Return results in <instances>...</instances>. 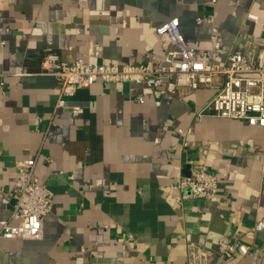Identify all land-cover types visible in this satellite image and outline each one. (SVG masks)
<instances>
[{"label": "crops", "instance_id": "obj_1", "mask_svg": "<svg viewBox=\"0 0 264 264\" xmlns=\"http://www.w3.org/2000/svg\"><path fill=\"white\" fill-rule=\"evenodd\" d=\"M250 14L264 20V0H0V221L13 209L18 161L37 155L36 174L54 192L43 236L0 237V264H187L189 242L216 249L223 235L250 251L214 264H264V231L246 234L264 216V127L197 119L214 94L207 85L162 94L98 79L57 109L56 79L40 72L50 50L69 61L162 64L157 28L175 17L194 48H212L215 25L223 63L264 41ZM195 162L218 174L215 198L183 199L174 188Z\"/></svg>", "mask_w": 264, "mask_h": 264}, {"label": "built area", "instance_id": "obj_2", "mask_svg": "<svg viewBox=\"0 0 264 264\" xmlns=\"http://www.w3.org/2000/svg\"><path fill=\"white\" fill-rule=\"evenodd\" d=\"M264 30V20L249 15ZM214 23L212 17L199 18L198 22ZM157 34L164 51L162 64L152 60L137 65H112L94 63L80 56L65 60L55 51L45 53L41 73L56 79L57 109L67 106V99L89 87L98 79L107 82H145L162 94L183 90H197L207 85L214 90L209 102L197 113L196 118L212 115L241 119L252 126L264 127V41H252L246 47L231 50L225 62L218 60L222 52L223 37L213 25L210 49L188 45L180 30L179 18L161 24ZM173 46L175 50L171 47ZM176 51L179 58L176 57ZM2 72L0 70V76ZM72 111L82 112L83 107L71 106ZM38 156L34 155L15 164L17 180L9 190L14 201L10 218L0 221V237L38 239L43 236L44 217L51 211L54 192L36 174ZM183 199H213L219 189V177L201 162L191 166L189 175H180L174 185ZM264 231V216L246 232L247 235ZM234 249L246 254L250 247L242 237L223 235L217 248L187 244V264H214L215 256L225 257Z\"/></svg>", "mask_w": 264, "mask_h": 264}, {"label": "water", "instance_id": "obj_3", "mask_svg": "<svg viewBox=\"0 0 264 264\" xmlns=\"http://www.w3.org/2000/svg\"><path fill=\"white\" fill-rule=\"evenodd\" d=\"M186 175H189L190 173V164H187L186 166Z\"/></svg>", "mask_w": 264, "mask_h": 264}]
</instances>
